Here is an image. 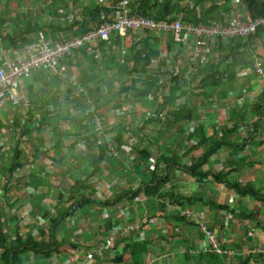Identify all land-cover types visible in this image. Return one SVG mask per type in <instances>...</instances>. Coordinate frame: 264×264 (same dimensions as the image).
<instances>
[{
  "label": "crops",
  "instance_id": "0c3cea01",
  "mask_svg": "<svg viewBox=\"0 0 264 264\" xmlns=\"http://www.w3.org/2000/svg\"><path fill=\"white\" fill-rule=\"evenodd\" d=\"M171 1L179 12L178 19H190L194 11L193 18L207 19L210 25L226 24L238 8L246 13L241 0H229L228 4L225 0ZM120 3L0 0V35L23 34L33 37V43L41 39L68 41L78 36L82 26L90 31L107 22L105 10L112 18L113 9ZM212 7L219 9L207 14ZM76 23L79 25L72 29ZM32 24L53 25L55 29L28 37ZM252 43L208 41L202 56L195 58V41L190 37L130 32L126 38L114 37L111 44L97 43L74 53L56 75L41 69L25 78L22 90L32 99L33 108L0 110V199L10 227L18 222L24 236L39 238L40 231L59 217L60 194L63 197L78 181L88 183L86 190L76 194L78 199L89 201L64 219L67 225L57 236L63 242L60 253L50 259L28 255L27 264H80L87 252L98 250L111 237L115 239L114 248L97 256L107 264H146L148 260H153L152 264H200L199 252L208 245L200 224L215 231L225 248L238 255L234 260H223V264H237L246 251L264 249L261 204L257 219H242L241 215L254 216L257 202L238 196L213 177L194 178L182 168L200 160L209 147L186 154L199 142L193 136L196 128H204L210 145L227 130L234 146L213 156L204 171L225 173L231 182L253 184L264 193V75L258 76L255 71ZM25 44L20 42L16 50L2 42L0 67L22 54ZM149 50L155 54L146 75L124 74L127 66L133 65L137 51L144 55ZM202 80L212 87L203 90ZM141 82L150 89L155 86L149 95L135 91ZM122 84L133 89L126 105L121 103L123 98L115 100ZM177 85L185 96L176 108L184 104L191 107L194 120L171 129L164 123L147 126ZM85 100L89 112L99 108L96 117L104 122L102 131L89 126L90 122L87 130L84 121L74 122L82 119L80 109ZM119 134H123L124 143L117 151L113 141ZM103 145L109 146L110 152L95 173L93 160L87 158L95 161L98 147ZM168 154L177 155L182 167L170 169L173 180L164 187L165 198L150 199L142 194L125 198L118 205H101L150 184L157 160ZM13 159L20 161L22 168L11 175ZM65 203L62 211L72 205ZM185 211H191L193 217H184ZM76 214L80 216L77 220ZM132 226L135 229L129 231ZM127 246L130 248L126 251ZM258 261L264 264V258Z\"/></svg>",
  "mask_w": 264,
  "mask_h": 264
},
{
  "label": "trees",
  "instance_id": "16d2710c",
  "mask_svg": "<svg viewBox=\"0 0 264 264\" xmlns=\"http://www.w3.org/2000/svg\"><path fill=\"white\" fill-rule=\"evenodd\" d=\"M228 4L229 0H225ZM243 4L245 5V18L249 22H256L264 17V0H241ZM197 2H201V0H198ZM219 9L218 7H212L208 11H206L207 14H212L215 10ZM132 14L135 16H141V17H147L154 19L156 21H162V20H168L171 21L177 20L179 12L177 11L176 7L173 6V3L171 0H166L165 2H162L161 0H140L132 4L131 7ZM96 12H102L100 9H96ZM105 12L108 13L109 18L107 17V22H111L112 18L110 17V11L105 10ZM113 12V11H112ZM192 13L190 14V19L185 18L184 22L191 23V24H208V20L201 18H193ZM112 16V15H111ZM106 21H102L99 25H103L107 23ZM79 25V23L73 24L72 29L76 28ZM55 29L53 25L51 26H40L37 24L30 25V31L28 32L27 36H32V34H45L48 29ZM51 29V30H52ZM147 31V30H144ZM90 32L89 30H85L82 26L78 36H81L83 34H86ZM37 35V36H38ZM264 31L260 29L256 36L253 37L250 48H252V53L255 57L260 58L262 61H264ZM120 38L119 36H116V39ZM0 40L3 43H10L11 46H13L14 49L18 47V44L20 42H25L27 44L25 45H31L33 43L34 38L24 37L23 34L20 36L14 35V36H2L0 35ZM251 43V41H250ZM254 46V48H253ZM17 50V49H16ZM85 50V49H83ZM83 50H80L78 52H81ZM76 52V53H78ZM155 54L151 50H149L147 53L141 54V52L137 51L136 54L133 56V65L127 66V68L123 71L124 74L129 76H134L136 74H144L146 75L149 67L152 66V56ZM175 82L177 79H175ZM201 86L203 90H206L210 86L212 87L211 83L207 80L200 81ZM178 86V87H177ZM174 89H172V92L169 96L164 98L163 105H161L160 109L158 110L155 117L151 118L149 121L146 122L147 126H152L156 124H165L167 128H177L182 122L190 123L194 120V110L187 106L182 105L179 108H176L177 104L180 102V99H184L185 94L182 92V88L177 85ZM149 88L146 83L141 82V86L139 89H135V91H138V93L142 94L143 96L149 95L152 90ZM133 92V89L130 86H126L122 84L120 86L119 92L117 93V96L115 100H118L119 98H123L121 103L127 104L130 102V94ZM175 92V93H174ZM177 94V95H176ZM264 96V95H263ZM83 103V106L80 109V116L82 119H76L74 122L77 124H82L84 121V128L88 129V122H92V120L98 116L97 111L98 107H95V112H89L90 108L88 109V103L87 100H85ZM107 105V104H106ZM105 105V106H106ZM170 106V107H169ZM259 105L256 107V109L259 110ZM174 108V110H172ZM89 110V111H88ZM165 121V122H164ZM227 130H224L222 133V137L215 141L213 144L210 145L209 138L207 137L205 130L202 126L196 128L194 137L199 140L198 144L192 148H189L187 150L186 154H190L191 152L202 148V147H208L207 151L203 155V157L198 160L196 163H194L190 167H182L178 159L179 157L177 155L172 156L171 154H168V156L161 157V159L157 160V166H156V174L154 179L151 181L150 184L145 185L143 188L138 189L134 192H129L126 195H120L117 196L113 201H109L107 203H101L102 206H108L110 204L118 205L119 202H122L125 198H129L130 196L133 198L138 197L139 195L144 194L147 198H156L161 197L165 198L167 195H164V187L169 184L170 181L173 180V175L170 172V169H176L177 167H182L189 175H191L194 178H200L201 180H205L209 177H213L214 180L218 184L225 185L230 190H233L238 196L240 197H249L252 201L260 203L262 208H264V193L262 190H258L256 186L253 184H247L246 186L241 185L238 182H231V180L228 178L227 174L225 173H218L214 174L211 172H205L204 168L209 164L211 158L218 154L221 150H224L225 148L233 147L234 143L229 140L231 136L227 135ZM117 143V151L118 148L121 147V145L124 143L123 141V134H119L115 137L114 141ZM208 145V146H207ZM99 157H95V161L93 157L87 158L92 159V167L94 168L95 173L98 171V169L101 167V165L105 162L107 158V154L110 152L109 146H99ZM18 153V151L16 150ZM149 156V154L147 155ZM148 158V157H147ZM145 158L144 160H147ZM164 165L165 169L160 170L161 166ZM22 168L20 161H17V159H13V165L11 166L9 172L14 174L18 169ZM164 171H168L166 175L164 174ZM88 188V183L86 181H78L75 183V186L70 189V191H66L65 195L62 197L63 194H60V201L58 208L60 209L59 217L52 221V224L50 226H46L45 230L40 231L39 238L34 237V235L29 234L27 236H24L22 234V231L19 228V223L17 222L14 227H10L11 223L8 219V217L5 215V210L2 204V200L0 199V264H27V256L28 255H34V256H44L46 259L52 258L53 255L60 253L62 249V243H60L57 239L58 231L62 229V226L64 225V219L69 216L70 212L74 214L78 208L81 206L89 203L88 200H86L84 197L78 199L76 194H80L83 190H86ZM66 196V197H65ZM68 196L69 199L65 200ZM72 204L70 208H68L66 211H62V207L64 204ZM259 210L260 208L257 206L255 207V214L252 215H241L242 219L251 221L252 218L256 219L259 216ZM249 216V217H248ZM253 216V217H252ZM143 245H140L142 247ZM130 246H127L125 250L129 249ZM145 248V246L143 247ZM200 264H223V260L227 259L226 257L219 256L218 254L210 253V254H200ZM118 260V257L117 259ZM237 264H259V261H253V258L244 257L242 258Z\"/></svg>",
  "mask_w": 264,
  "mask_h": 264
},
{
  "label": "built area",
  "instance_id": "2783aa9c",
  "mask_svg": "<svg viewBox=\"0 0 264 264\" xmlns=\"http://www.w3.org/2000/svg\"><path fill=\"white\" fill-rule=\"evenodd\" d=\"M132 4L133 0H121V3L113 9L111 22L97 26L86 34L64 42H51L41 39L22 49V54H19L15 59L6 61L0 67V110L8 107L31 110L33 101L22 90L25 78L34 71L41 69H46L51 74L56 75L61 71V65L65 59L74 53L93 47L97 43L111 44L116 36L126 38L130 32L144 30L165 35H185L195 41V58H200L202 56L201 50L208 41L234 38L251 40L260 29L264 31V17L256 22H249L240 8L224 25L217 23L206 25L203 23H187L183 19L156 21L147 17L135 16L131 11ZM1 43L2 41L0 40ZM254 59V68L257 75L263 76V61L257 57ZM81 93H84V91L81 90ZM93 111L95 112V108L91 112ZM89 126L102 131L104 122L99 117H95ZM113 157H118L117 151L113 152ZM1 178L2 176L0 175ZM183 216L192 218L193 214L191 211H185ZM134 229L135 226H132L128 230L133 231ZM200 231L208 239L207 247L200 251V254L214 253L226 257L229 261L234 260L238 256L236 253L227 250L225 245L219 240L217 233L206 224H200ZM114 246L115 239L111 237L98 250L87 252L80 264H107L106 261H103V258L97 259V256L105 254L109 249H113ZM244 256L253 258V261L263 259L264 249H250L245 252ZM99 260H102V263H99ZM152 263L153 260H148L146 264Z\"/></svg>",
  "mask_w": 264,
  "mask_h": 264
},
{
  "label": "rangeland",
  "instance_id": "374dc122",
  "mask_svg": "<svg viewBox=\"0 0 264 264\" xmlns=\"http://www.w3.org/2000/svg\"><path fill=\"white\" fill-rule=\"evenodd\" d=\"M214 40H219V39H214ZM232 40H234L235 42H237V41H239V40H241V41H247L246 39H241V38H234V39H230V40H225V41H232ZM212 41V40H211ZM248 42V41H247ZM154 88H155V86H154ZM161 94L162 93H164L163 91H161L160 92ZM160 93H159V95H160ZM175 93V92H174ZM164 95V94H163ZM177 95V94H176ZM155 97H158V95H156ZM258 189V188H257ZM258 190H262V189H258ZM257 206H260V203H258L257 204ZM76 217H75V220H77V218H79L80 216H78V214H76L75 215ZM64 223V222H63ZM67 225V224H66ZM66 225H64L63 227H66ZM72 226V228H73V225L72 224H68V228H70ZM206 239V242L208 243V239L207 238H205ZM108 264H110L109 263V261H108Z\"/></svg>",
  "mask_w": 264,
  "mask_h": 264
},
{
  "label": "clouds",
  "instance_id": "9594fccd",
  "mask_svg": "<svg viewBox=\"0 0 264 264\" xmlns=\"http://www.w3.org/2000/svg\"><path fill=\"white\" fill-rule=\"evenodd\" d=\"M243 13H244V10H243ZM244 15H245V13H244ZM247 20V19H246ZM210 25V24H209ZM253 39V38H252ZM252 39L251 40H247L248 42L249 41H252ZM219 40H221V39H219ZM221 41H225V40H221Z\"/></svg>",
  "mask_w": 264,
  "mask_h": 264
}]
</instances>
